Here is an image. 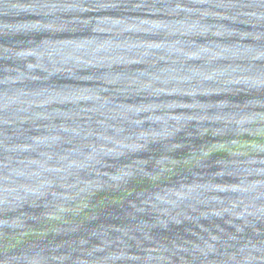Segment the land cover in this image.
<instances>
[{
    "label": "water",
    "instance_id": "water-1",
    "mask_svg": "<svg viewBox=\"0 0 264 264\" xmlns=\"http://www.w3.org/2000/svg\"><path fill=\"white\" fill-rule=\"evenodd\" d=\"M0 264H264V0H0Z\"/></svg>",
    "mask_w": 264,
    "mask_h": 264
}]
</instances>
